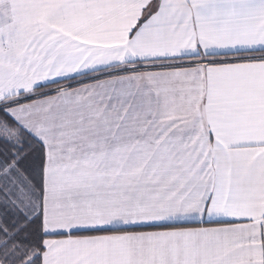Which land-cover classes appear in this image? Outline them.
I'll return each instance as SVG.
<instances>
[{
    "label": "snow or ice",
    "instance_id": "obj_1",
    "mask_svg": "<svg viewBox=\"0 0 264 264\" xmlns=\"http://www.w3.org/2000/svg\"><path fill=\"white\" fill-rule=\"evenodd\" d=\"M0 264H264V0H0Z\"/></svg>",
    "mask_w": 264,
    "mask_h": 264
}]
</instances>
